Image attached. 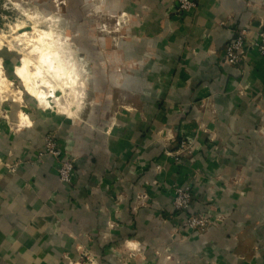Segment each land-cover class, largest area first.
<instances>
[{"label":"crops","instance_id":"1","mask_svg":"<svg viewBox=\"0 0 264 264\" xmlns=\"http://www.w3.org/2000/svg\"><path fill=\"white\" fill-rule=\"evenodd\" d=\"M191 1L184 13L176 0L122 1L134 16L125 53L106 58L119 90L105 87L94 117L47 118L17 137L0 119L1 155L16 166L0 165V264L75 263L78 245L99 264H264V58L224 63L238 31L264 29V0ZM46 133L76 161L70 186L38 153ZM195 137L193 160L166 158ZM177 184L191 186V212L224 221L178 231Z\"/></svg>","mask_w":264,"mask_h":264},{"label":"rangeland","instance_id":"2","mask_svg":"<svg viewBox=\"0 0 264 264\" xmlns=\"http://www.w3.org/2000/svg\"><path fill=\"white\" fill-rule=\"evenodd\" d=\"M122 1L0 0V77L4 83V88L0 87V119L7 123V133L17 137L20 129H31L37 122L44 123L47 118L51 120L62 117L78 124L95 116L97 100L108 93L105 87L118 88L114 70L119 66L117 62H107L106 58L111 61L109 58H117L125 53L123 43L127 41L128 28L134 16L122 8ZM124 3L126 5V1ZM39 38L53 43L50 50L59 55L60 65L74 72L72 75L76 80V85L69 87L64 85L69 80H58L45 72H42L40 78L30 79L37 91H42L46 97L44 101L28 91L23 79L16 73L23 58H29L30 73L37 71L38 53H32V50L39 44ZM114 101L120 102L119 92ZM40 147L39 155H49L55 160L59 182L72 185L76 161L73 157H63L55 134H44ZM197 148L195 137L193 141L177 142L175 151L167 155L165 153V156L176 164L183 159L191 161ZM1 152L0 165H8V169L14 171L16 166L7 164ZM63 163L72 166L67 182L61 181L59 177ZM155 172L160 173L161 166H157ZM202 181L205 184L208 182L205 179ZM180 193L188 195L186 210L176 209ZM191 197L190 185L177 184L171 187L170 209L173 214L182 217L176 228L178 231L199 234L224 221V213L191 212ZM192 219L198 221V224L191 226ZM77 254L78 261L67 264H99L81 245L77 246ZM136 256L130 254L129 257ZM128 261L126 256L121 262Z\"/></svg>","mask_w":264,"mask_h":264},{"label":"built area","instance_id":"3","mask_svg":"<svg viewBox=\"0 0 264 264\" xmlns=\"http://www.w3.org/2000/svg\"><path fill=\"white\" fill-rule=\"evenodd\" d=\"M177 13H184L196 7L191 0H176ZM250 51L256 52L264 58V29L257 31L255 34L248 30L238 31L229 43H227L224 52V63L230 66H236L243 63ZM72 171L70 163H63L60 166L59 177L61 181L67 182L69 173ZM179 203L177 210H186L188 205V195H178ZM191 226L197 225L198 221L191 220Z\"/></svg>","mask_w":264,"mask_h":264},{"label":"bare ground","instance_id":"4","mask_svg":"<svg viewBox=\"0 0 264 264\" xmlns=\"http://www.w3.org/2000/svg\"><path fill=\"white\" fill-rule=\"evenodd\" d=\"M39 43L37 46L34 47V52H37L38 57H37V64L38 68L37 71L34 70L35 72L32 74L29 71V58H23L21 62V67L16 69L17 75L23 79L25 85L27 86L28 91L34 93L36 97L40 100H45V96L42 94V91L39 92L35 88V84L31 81L30 79L33 78H40L42 77V72H45L46 74H51L50 76L60 80H69V82L65 81L64 85H68L69 87L75 86L76 85V80L73 79L75 78L74 72L73 71H67L65 67L60 65L59 63V58L58 54L54 52L52 49V42H47L46 40H43L42 38H39L37 40ZM36 54V53H35ZM56 64V65H55ZM63 64V63H62ZM40 68V69H39ZM1 73V72H0ZM3 79L0 77V87H3ZM4 88V87H3ZM35 89V90H34ZM46 103V102H45ZM71 112L68 113L70 115ZM22 120V119H21Z\"/></svg>","mask_w":264,"mask_h":264}]
</instances>
